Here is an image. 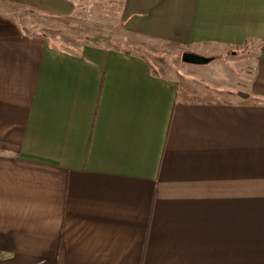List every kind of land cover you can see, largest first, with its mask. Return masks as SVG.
Wrapping results in <instances>:
<instances>
[{
    "label": "crops",
    "instance_id": "crops-1",
    "mask_svg": "<svg viewBox=\"0 0 264 264\" xmlns=\"http://www.w3.org/2000/svg\"><path fill=\"white\" fill-rule=\"evenodd\" d=\"M0 4L252 60L231 97L0 11V264H264V0Z\"/></svg>",
    "mask_w": 264,
    "mask_h": 264
},
{
    "label": "rangeland",
    "instance_id": "rangeland-1",
    "mask_svg": "<svg viewBox=\"0 0 264 264\" xmlns=\"http://www.w3.org/2000/svg\"><path fill=\"white\" fill-rule=\"evenodd\" d=\"M0 11L17 20L31 34L41 35L62 49L77 51L85 43L95 40L97 44L102 40L101 44L145 57L164 78H193L231 97L244 96L252 77L248 51L221 49L207 64H186L182 61L184 51L177 44L128 33L120 15L53 18L5 4H0ZM190 72L192 74L187 75Z\"/></svg>",
    "mask_w": 264,
    "mask_h": 264
},
{
    "label": "water",
    "instance_id": "water-1",
    "mask_svg": "<svg viewBox=\"0 0 264 264\" xmlns=\"http://www.w3.org/2000/svg\"><path fill=\"white\" fill-rule=\"evenodd\" d=\"M182 61L186 64L190 65H202L207 64L211 61L209 58L201 57L199 55L193 54V53H184L182 55Z\"/></svg>",
    "mask_w": 264,
    "mask_h": 264
},
{
    "label": "trees",
    "instance_id": "trees-1",
    "mask_svg": "<svg viewBox=\"0 0 264 264\" xmlns=\"http://www.w3.org/2000/svg\"><path fill=\"white\" fill-rule=\"evenodd\" d=\"M51 44V43H50ZM52 45V44H51ZM53 47H56V48H59V49H61L60 47H57V46H55V45H52ZM71 51V50H70ZM75 52V51H74ZM151 66H152V64H151ZM152 69H153V66H152ZM153 71L155 72V70L153 69ZM156 73V72H155ZM157 74V73H156ZM158 76H160V75H158ZM162 77V76H161Z\"/></svg>",
    "mask_w": 264,
    "mask_h": 264
}]
</instances>
